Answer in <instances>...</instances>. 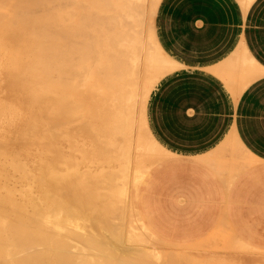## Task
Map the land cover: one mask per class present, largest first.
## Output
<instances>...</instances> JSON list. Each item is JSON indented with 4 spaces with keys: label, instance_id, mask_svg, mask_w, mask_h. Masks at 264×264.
I'll list each match as a JSON object with an SVG mask.
<instances>
[{
    "label": "bare ground",
    "instance_id": "6f19581e",
    "mask_svg": "<svg viewBox=\"0 0 264 264\" xmlns=\"http://www.w3.org/2000/svg\"><path fill=\"white\" fill-rule=\"evenodd\" d=\"M0 1L3 6L10 2ZM73 1L16 0L9 10H0V26L4 29L0 30V48L2 53L5 51L4 55L1 53L3 57L0 55L3 65H0V74L5 72L9 88V99L3 98L7 103L4 107L2 101L1 106L20 115L18 118L13 114L15 117L12 115L11 120L15 124L10 123V117L5 125L10 123L20 129L25 119L22 110L35 115L34 109L47 108L45 118L50 122L48 128L54 149L51 152L63 153L54 155V161L63 156L64 164H69L65 172L60 171L57 164L54 169L50 164L44 165L36 178V195H31L28 189L24 192L25 184L21 198L17 195L19 192L16 194L18 190L16 197L10 189L0 191V264H137L141 261L138 258L146 252V249L145 252L138 251L137 257H132L134 254L129 256L131 253L113 250L110 243L126 244L134 235L131 231L140 232L135 228L139 227L138 220L145 231L149 230L138 207L139 185L150 167L163 157V147L149 132L147 102L162 74L177 68L180 63L169 59L157 39L154 16L161 0H80V7L96 8L97 11L94 14L88 10L85 15L84 10V15H79L81 23H77L78 12L74 11ZM9 11L13 13L11 16H8ZM6 17H10L7 25ZM91 18L95 21L90 22ZM77 26L79 30H75ZM3 77L0 75V82ZM24 104L27 107L24 108ZM44 112L39 113L41 117ZM21 115L24 119L18 126ZM44 123L31 122L30 127V123L25 126L26 130L22 126L25 130L24 133L21 131L23 138L36 134ZM7 128H10V135L17 130L11 126ZM1 132L5 137L6 132ZM136 135L137 146L146 147L147 154L149 151L152 155L155 153L156 160H138L133 172L134 188L129 191ZM61 139L68 140V150L59 144ZM77 139L88 143H80ZM6 140L10 142L11 139ZM12 140V143H18L16 139ZM3 144L1 138L0 147L10 146ZM22 150L21 154L25 155ZM79 152L87 163L84 170L80 169ZM127 216H130L128 222ZM77 227H83L80 230L85 233ZM86 227L90 230L88 234L89 230H84ZM63 229L65 232L61 231ZM242 245L245 248V243ZM187 251L192 250L175 251L173 258L181 253L188 254ZM151 253L159 260L163 255ZM180 256L176 258L178 261ZM153 257L146 259L159 261ZM185 257L181 256V259ZM143 259L145 261L144 256ZM154 261L150 263L155 264ZM194 263L192 259L191 264Z\"/></svg>",
    "mask_w": 264,
    "mask_h": 264
},
{
    "label": "crops",
    "instance_id": "0c3cea01",
    "mask_svg": "<svg viewBox=\"0 0 264 264\" xmlns=\"http://www.w3.org/2000/svg\"><path fill=\"white\" fill-rule=\"evenodd\" d=\"M155 29L180 67L147 103L165 156L139 187L142 220L173 245L225 238L207 251L224 264H264V0H161Z\"/></svg>",
    "mask_w": 264,
    "mask_h": 264
},
{
    "label": "rangeland",
    "instance_id": "374dc122",
    "mask_svg": "<svg viewBox=\"0 0 264 264\" xmlns=\"http://www.w3.org/2000/svg\"><path fill=\"white\" fill-rule=\"evenodd\" d=\"M8 1V0H7ZM10 1V2H9ZM8 2H9V4H7V2H6V6L4 5H2V2L0 1V10H9L8 8H10V6H12V4H14L15 2H16V0H9ZM76 1H78V0H75V1H73V3H75L74 5H73V8H74V11L77 13L76 14V17H78L77 18V23H81V21H82V19H80V17H79V15L82 13L83 15H84V10H85V15H87L88 14V10H89V12H94V14H97L96 12V8L95 9H93V8H89V9H87V8H85V7H83V6H79L80 5V3L82 4V2H80V0H79V3L78 2H76ZM68 2H71L72 3V1H68ZM77 4V5H76ZM85 4V3H84ZM2 6V7H1ZM85 6V5H84ZM5 7V8H4ZM78 7V8H77ZM88 7V6H87ZM72 8V7H71ZM72 8V9H73ZM75 8H77V10L78 11H76V9ZM84 8V9H83ZM87 9V10H86ZM82 10H83V12H82ZM87 11V12H86ZM9 13H10V11H9ZM91 13V14H92ZM13 14V13H12ZM11 13L8 15V16H11L12 15ZM81 16V15H80ZM10 18V17H9ZM9 18L8 17H6V22H5V24L7 25V21L9 20ZM80 20V21H79ZM93 20V22L95 21L94 20V18L92 19L91 18V20H90V22ZM106 20H104L103 21V23L105 22ZM154 21H155V16H154ZM97 22H101V21H97ZM2 24H4V23H2ZM8 24H11V22H8ZM14 25L16 24V22H14L13 23ZM12 25V24H11ZM12 26H10V28H11ZM17 29H19V27L18 26H15ZM0 30H4V29H2L3 28V26H0ZM76 28V29H75ZM74 29L75 30H79V29H77L78 28V26L77 27H75ZM30 31V30H29ZM29 31H27V32H29ZM31 32V31H30ZM2 49L0 48V55H1V53L3 52V51H1ZM4 50V49H3ZM4 53H5V51H4ZM4 53H2L3 55H4ZM2 56V55H1ZM168 56V55H167ZM3 57V56H2ZM2 57H0V62H2ZM169 59H172V58H169ZM0 65L1 66H3L2 65V63H0ZM180 66H178L177 68H179ZM177 68H175V69H171L170 71H167V72H165V73H163L162 74V76L161 77H163L165 74H167V73H169V72H171V71H173V70H176ZM0 69H1V67H0ZM3 69H5V68H3ZM1 75V78L5 75V72L3 73H1L0 74ZM160 79H162V78H160ZM3 81L2 82H0V97H1V101H0V119H2L3 118V120L1 121L0 120V122H2V123H0V125H1V127H0V134L2 133L1 131L3 130V132H6L5 133V137H4V134L2 133V137H0V139L2 138V140L4 141V144L3 145H10L12 148L10 149V148H7V147H10V146H7L6 148H4L5 146H3V147H0V189H1V187L2 186H4L0 191H4V190H8V189H10V190H12L13 192H14V194H15V192H16V190H18L17 192H16V194L17 195H19L20 193H22L21 192V190L22 191H24V192H27V189L29 190L28 192H32V194L31 195H36V193L38 192L37 190V186H38V182H37V179L36 178H38V176H40V174L42 173V167H45L46 165H49L50 164V168H53L54 169V165L56 166V164H57V166H59V167H61V168H59V167H57V168H59V170L60 171H62V172H65L67 169H69L68 168V165L69 164H67V165H65L64 164V160H63V156L60 158V159H56V161H54L55 160V158H54V155L57 157V156H59V155H63V153L62 152H58V153H54V151L53 152H51L52 150H54V149H52L53 148V139H52V137H51V131H50V128H48V127H50L49 125H50V122H48V118H45V117H47V115H46V110H47V108H45V109H34L32 112H34V113H37V114H33V113H31L30 114V111H29V113L27 112L26 113V111L25 110H22L23 111V116H24V118H23V116L21 117L22 119H19L20 120V122H18L19 120H18V118H20V115H18L17 114V112L16 111H10V110H7L6 111V109L7 108H4L5 107V105H6V103L7 102H5V99L6 100H8L9 99V94H8V91H9V88H8V86H6L7 85V83H6V79H5V76L3 77V79H2ZM5 86V88H3ZM104 86H106L105 84H104ZM3 88V89H2ZM139 91H141V89H139ZM6 92V93H5ZM2 93H4V95H2ZM6 95V96H5ZM3 98H5V99H3ZM3 99V100H2ZM2 101H3V103H4V107H2L1 105V103H2ZM148 103V102H147ZM140 105L138 104V107H139ZM1 107H2V109H1ZM23 107L25 108V107H27V104H24L23 105ZM3 109H4V111H3ZM36 110V111H35ZM43 110H45V112H44V114H43V117H41L40 116V114L39 113H42V111ZM8 111H10V112H8ZM22 111H19L18 113L19 114H21L22 113ZM25 111V112H24ZM2 112H7V114L9 115L8 117H7V114H6V116H3V114H2ZM11 112H12V114H11ZM16 112V113H15ZM21 112V113H20ZM10 113V114H9ZM4 114V115H5ZM16 115L18 118H16V120H18L16 123H17V125L18 126H20L21 125V120H22V122H23V119H24V122L22 123V125H21V128L19 129V127H16L17 128V130H18V132H17V130H15L16 128H15V126L14 125H12V124H15V123H12L13 122V120H11L12 119V115ZM13 115V116H14ZM30 115H31V117H30ZM37 115H38V118H37ZM3 116V117H2ZM26 116H28L27 118H26ZM36 116V117H35ZM5 117H6V119H5ZM11 117V118H10ZM15 117V116H14ZM13 117V118H14ZM30 117V119H28ZM8 118H10L9 119V121H11L10 123H12L11 125H5V124H7L8 122H7V120H8ZM15 119V118H14ZM27 119H28V122H27ZM37 119V120H36ZM40 119H41V121L44 123V122H46V123H44L43 125H42V127H40V129L42 130H40V131H38L36 134H34L33 136H31V137H29L30 138V140H29V138L28 137H26V139L28 140V144H27V141H25L26 139H24L23 137L24 136H22L23 135V133H24V131L26 130V129H28V128H25V126L27 127L28 126V124H29V127L31 126V122H38V123H40V124H42V122L40 121ZM25 120H26V122H25ZM30 120H31V122H30ZM7 123H6V122ZM20 124V125H19ZM5 125V126H4ZM7 126L9 127V126H11L12 128L11 129H14L15 131V135L14 134H12V135H10L9 133H10V130H8V129H10V128H7ZM13 126H14V128H13ZM22 126H24V128H25V130H24V128L22 127ZM6 127V128H5ZM2 128V129H1ZM5 130H4V129ZM43 128H45V129H43ZM7 131H8V133H7ZM23 133H22V132ZM40 132H41V134H40ZM46 132V133H45ZM149 132H150V134H151V136L152 137H154V135H153V133L151 132V130L149 129ZM18 133H20V134H18ZM22 133V134H21ZM47 133H48V135H47ZM137 133V132H136ZM8 134V136L10 135L11 137H15V139H16V142H18V143H12L11 142V140L13 139L14 141H15V139L14 138H11L10 136H9V138L8 137H6V135ZM14 135V136H13ZM49 135H50V137H49ZM138 135V134H137ZM135 136L134 137V146H133V153H132V155H131V170H130V172H131V175H130V180H129V184H128V188H129V191H133V188H134V184H135V182H134V180H133V172H134V168H135V165L137 164V162H138V160H140V159H149V162L150 161H153V159H155L156 160V156H155V153H153V155H152V152H148L149 154H147L146 152H147V148L146 147H138L137 146V137L138 136ZM17 136H18V138H17ZM47 136V137H46ZM4 138V139H3ZM6 138L7 139H11L10 140V142L8 141V140H6ZM155 138V137H154ZM20 139V140H19ZM22 139H24L23 141H25L26 142V144H25V142H23L22 141ZM49 141H48V140ZM156 139V138H155ZM12 140V141H13ZM19 140V141H18ZM6 141V142H5ZM8 141V142H7ZM13 141V142H14ZM77 141H79L80 143H88V141H81V140H79V139H77ZM44 142H48V145L46 144V143H44ZM51 142V143H50ZM44 143V144H43ZM11 144H14V145H17V146H12ZM27 146V147H25V145ZM31 144V145H30ZM38 144V145H37ZM59 144H61L63 147H64V150H68L69 149V143H68V140H64V139H61L60 140V143ZM22 146V147H18V146ZM29 145L32 147H29ZM1 146V145H0ZM36 148H35V147ZM46 146H47V148H46ZM29 147V148H28ZM40 147V148H39ZM43 147H44V149H43ZM20 149V152H18V150L16 151V150H14V149ZM25 149V150H22V149ZM34 148V149H33ZM46 148V149H45ZM10 149V150H9ZM51 149V150H50ZM9 150V151H8ZM21 150H22V152L25 154V155H23V154H21ZM32 152V153H30V152ZM35 152H36V154H35ZM37 152H39V153H37ZM68 152V151H67ZM50 153V154H49ZM69 153H70V151H69ZM21 154V155H20ZM38 154V155H37ZM46 154V155H45ZM78 154V156L80 157V158H82V153H77ZM42 155V156H41ZM48 155H51L50 156V158L48 157ZM64 155H67V153H64ZM3 156V157H2ZM162 156L164 157L165 156V150H164V148H162ZM21 157V158H20ZM23 157V158H22ZM69 157V156H68ZM10 158V159H9ZM24 160V161H23ZM90 160H92L91 158H90ZM60 163L59 165H58V162ZM55 162V163H54ZM89 164H91L90 162H89V159H88V161H87ZM156 162H157V160H156ZM28 163V164H27ZM26 164L28 165V167L26 166ZM61 164H63V165H65L66 166V169H64L65 168V166H60ZM29 165H30V167H31V169H29L30 167H29ZM45 165V166H44ZM26 166V167H25ZM87 167V163L86 162H84L83 161V158H82V163H81V165H80V169H82V170H84L85 168ZM12 168V169H11ZM62 168L64 169V170H62ZM20 169H21V172H20ZM148 169V168H147ZM11 170H12V172H11ZM27 170V171H26ZM34 172V174L32 173V171ZM23 172V173H22ZM35 172H37V173H35ZM18 173V175H16ZM28 174H30L29 176H27ZM35 174L37 175V176H35ZM21 176H23V177H21ZM11 177V178H10ZM22 178V179H21ZM2 179V180H1ZM13 179V180H12ZM19 179L21 180L20 181V186H18L19 185ZM24 179H26V180H24ZM34 179H36V180H34ZM8 180V181H7ZM13 181V183L12 184H9V183H11L12 181ZM23 180V181H22ZM3 181V182H2ZM10 181V182H9ZM27 183H26V182ZM30 181H32L31 183H30ZM36 183H35V182ZM23 183V184H22ZM35 183V184H34ZM26 185V187L24 188V190H23V185ZM37 184V185H36ZM27 185H28V187H27ZM36 186V188H34L35 186ZM141 185V184H140ZM140 185H139V187H140ZM34 186V187H33ZM33 188V189H32ZM35 189H37V190H35ZM35 190V191H34ZM16 194H15V197H16ZM30 194V193H29ZM38 194V193H37ZM18 197H20L21 198V194H20V196H18ZM129 215V214H128ZM128 218H127V222L129 221L128 219H130L129 217L130 216H127ZM120 219V218H119ZM119 219H115V221L118 223L119 222ZM143 221V220H142ZM120 223V222H119ZM138 225H139V227L137 226V227H135L136 229H138V231L140 230V232L139 233H136L135 234V232H134V230H133V232L131 231V233L130 234H133L134 233V235H131V238L129 237L128 239H127V242H126V244H122V243H120V244H114V243H110V245H111V247H113L112 249L114 250L115 249V251L117 250V251H119V253H121V254H123V252H124V254L125 253H128L127 255H129L130 253V255L129 256H131L132 254H134L132 257H135L136 256V254L135 253H137L138 251H141V252H145L144 254L143 253H141L140 252V254H143V255H141L142 257L144 256V258H145V261H144V259H143V261H142V257L140 256V255H138V259H140L139 261H140V263H137V264H145V262H146V264H147V262H148V264L150 263V262H152L153 263V261L155 260H152V261H150V258L151 257H153V258H156V259H158L159 260V258H158V256L157 255H154L155 253H151V252H153V251H155V252H161V254H163V255H161V258H160V260L159 261H157V262H155V264H177L178 262L180 263V261L182 260L181 259V256H185L186 255V259H188V261L187 262H185L184 260H186L185 258L181 261V264H183V261H184V263H186V264H188V262H190L189 264H191L192 263V259H193V263L195 262V260H196V264H198L197 263V260L200 262V264H224L223 262H222V259H218L219 258V256H210V255H208L207 254V251L209 250V248H211L212 250H214V249H217V250H224V241H225V238L223 239V238H219V239H217V240H215L214 242H212V244L210 245V240H205V241H203V242H201V243H199V244H197V245H193V246H181V245H173V244H169V243H167V242H164L163 240H161V239H159V238H157L154 234H152L149 230H146L145 231V229H144V227L142 226H140V224H141V222H139V220H138V223H137ZM78 228V230L80 231V232H84V231H81V230H83V229H81L80 230V228H83V227H77ZM142 228V229H141ZM87 229V227L86 228H84V230L85 231H88V230H86ZM61 231H63V232H65L64 231V229L63 230H61ZM138 231H136V232H138ZM142 231V232H141ZM85 233V232H84ZM88 233H90V230H89V232H87L86 234H88ZM218 235H222V234H218ZM130 236V235H129ZM135 236V237H134ZM147 236V237H146ZM148 239L146 242H143V240L144 239ZM142 239V240H141ZM145 241V240H144ZM227 241H228V243H229V245H230V241H231V238L229 237V236H227ZM130 244H129V243ZM236 242H237V244L239 245V241L238 240H236ZM128 243V244H127ZM241 244V243H240ZM242 245V244H241ZM241 245H239V246H241ZM243 246V245H242ZM116 247V248H115ZM154 248H155V250H154ZM146 249V250H145ZM150 249V250H149ZM153 249V251H151ZM122 250V251H121ZM136 250V251H135ZM145 250V251H144ZM147 250H149L150 251V253H148V254H146L147 253ZM186 250H192L190 253L188 252V254H179V255H177L178 257L180 256V261H178L179 260V258L178 259H176L177 258V256L175 255V257L173 258V256H174V254H175V251H177V252H180V251H182V252H186ZM121 251V252H120ZM138 254V253H137ZM156 256V257H155ZM163 256V257H162ZM190 258H189V257ZM137 257V256H136ZM148 257H150L149 258V261L146 259V258H148ZM192 258V259H191ZM152 259V258H151ZM176 259V260H175ZM189 259H191L190 261H189ZM214 259V260H213ZM147 260V261H146ZM202 260H204L205 261V263H204V261H202ZM175 261H176V263H175ZM219 261H220V263H219ZM142 262H144V263H142ZM152 263H150V264H152ZM178 263V264H179ZM195 264V263H194Z\"/></svg>",
    "mask_w": 264,
    "mask_h": 264
}]
</instances>
